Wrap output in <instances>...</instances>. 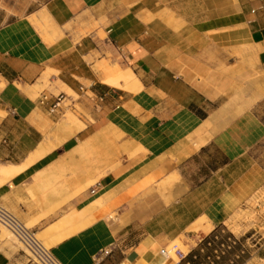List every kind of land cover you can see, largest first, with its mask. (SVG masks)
I'll return each mask as SVG.
<instances>
[{
    "label": "crops",
    "instance_id": "1",
    "mask_svg": "<svg viewBox=\"0 0 264 264\" xmlns=\"http://www.w3.org/2000/svg\"><path fill=\"white\" fill-rule=\"evenodd\" d=\"M209 11L175 29L154 5L47 0L0 25V167L19 168L0 176V203L62 264H189L264 189V0ZM236 51L254 57L259 81L198 80L194 68ZM108 52L138 79L98 72ZM47 77L78 96L83 129L58 127L62 109L39 104ZM0 264L35 263L0 238Z\"/></svg>",
    "mask_w": 264,
    "mask_h": 264
},
{
    "label": "rangeland",
    "instance_id": "2",
    "mask_svg": "<svg viewBox=\"0 0 264 264\" xmlns=\"http://www.w3.org/2000/svg\"><path fill=\"white\" fill-rule=\"evenodd\" d=\"M47 0H0V25L12 20L16 17L23 16L27 12L34 10L41 3ZM212 0H125L126 7L130 8L135 3L141 5H154L161 9L159 16L171 24L175 29H179L185 22L196 23L209 18ZM48 22H45V28H48ZM89 30H81L82 36L88 34ZM106 33L100 31L99 36L106 38ZM227 53V52H225ZM102 58L96 62V70L103 73L104 67L119 66L129 73H133L130 79H135L137 76L127 66H124V57L120 55L116 59L113 58L110 52L97 54ZM222 53H220V56ZM222 58V57H221ZM221 60V59H220ZM206 62L197 70L196 76L198 80H205L210 83L212 79L219 76L221 79L227 80L230 78V87L234 90L243 89L249 85H253L259 81L256 61L251 55H247L243 51H236L231 54V59L228 61ZM121 61V62H120ZM186 69V67H184ZM181 74L184 73L180 70ZM185 71V70H184ZM138 79V78H137ZM112 85L110 80L108 81ZM120 87H124L119 85ZM40 89H45V93L49 95H60L62 97L61 109L62 113L58 121V127H64L66 120L70 116L79 118L76 111H73L71 98L77 99V95L68 90L62 81L50 82L48 77L45 80L44 86ZM78 121V120H77ZM73 124L67 125L71 127ZM65 127V128H68ZM77 127H79L77 125ZM56 139L65 140V137H54ZM28 227L30 224L26 223ZM38 239L44 243L47 248L50 244L39 234H36ZM0 238L10 243H15L23 248L28 255L29 251L23 244L4 226L0 224ZM200 245V244H199ZM198 245V246H199ZM180 248L185 251L187 248L179 243ZM197 246V248H198ZM196 248V249H197ZM201 256L198 264H264V189L255 193L246 205L239 208L225 226L219 227L214 235H209L200 249ZM175 251L171 256L176 259ZM193 264V263H189Z\"/></svg>",
    "mask_w": 264,
    "mask_h": 264
},
{
    "label": "built area",
    "instance_id": "3",
    "mask_svg": "<svg viewBox=\"0 0 264 264\" xmlns=\"http://www.w3.org/2000/svg\"><path fill=\"white\" fill-rule=\"evenodd\" d=\"M38 101L41 106L47 108L48 113L51 115L56 114L61 109L62 97L60 95L42 93ZM0 224L7 228L23 244L35 264H62L53 255L51 249L47 248L38 239L36 233L1 203ZM163 253L165 254V252Z\"/></svg>",
    "mask_w": 264,
    "mask_h": 264
},
{
    "label": "bare ground",
    "instance_id": "4",
    "mask_svg": "<svg viewBox=\"0 0 264 264\" xmlns=\"http://www.w3.org/2000/svg\"><path fill=\"white\" fill-rule=\"evenodd\" d=\"M68 90H70L69 88H67ZM78 119H76L75 117H73V116H70L69 117V120L67 121L66 120V122H65V126L64 127H68L67 125H70V124H77L79 127L78 128H80V127H82L81 129H83V126L81 125V124H79V122L77 121ZM64 129V128H63ZM80 129V130H81ZM78 131V130H77ZM67 137H65L64 139H66ZM44 145V144H43ZM40 146V145H39ZM45 146V145H44ZM47 146V145H46ZM53 146L54 145H51V147L53 148ZM48 147H50V146H48ZM46 148V147H45ZM44 149V148H43ZM46 149H44V151H45ZM49 150H50V148H49ZM41 151H42V149H41ZM40 151V152H41ZM44 151H43V153H44ZM47 152V151H46ZM38 153V152H37ZM43 155V154H42ZM37 157H39L38 155H37ZM21 169V168H20ZM19 170V168H17V167H14V165L13 166H2V167H0V176H2L3 178H8V177H10V176H12V175H14L17 171ZM19 172V171H18ZM206 217V216H205ZM202 220H204V222H205V220L206 219H202ZM207 222H209L208 220H207ZM66 224V223H65ZM208 224V223H207ZM206 224V225H207ZM205 225V226H206ZM210 225V224H209ZM203 227L202 226V224H200V222H199V224L197 223L196 225H195V229H199V228H201V227H203V228H206V227ZM212 227V226H211ZM211 227H210V229H211ZM207 229V228H206ZM44 244V243H43ZM189 247V246H188ZM187 248V247H186ZM173 249V248H172ZM175 250V249H174ZM174 250H171L170 249V252H169V255L171 256V253H173V251ZM189 250V249H188ZM168 255V256H169ZM175 256V255H174ZM172 259H174L173 257H172ZM177 259V258H176ZM175 260V259H174ZM171 263H173V262H171ZM175 264V263H174Z\"/></svg>",
    "mask_w": 264,
    "mask_h": 264
},
{
    "label": "trees",
    "instance_id": "5",
    "mask_svg": "<svg viewBox=\"0 0 264 264\" xmlns=\"http://www.w3.org/2000/svg\"><path fill=\"white\" fill-rule=\"evenodd\" d=\"M215 232V231H214ZM214 232L210 235H214ZM207 238H205L200 245L198 246L197 249H195L193 252H191L188 256H187V262L189 263H193V264H198L199 262V257L201 256L200 254V249H201V244L203 245V242L206 241Z\"/></svg>",
    "mask_w": 264,
    "mask_h": 264
}]
</instances>
